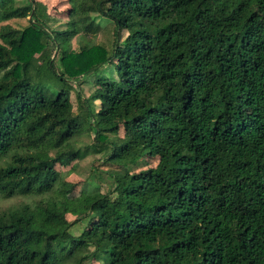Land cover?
<instances>
[{
    "label": "trees",
    "instance_id": "16d2710c",
    "mask_svg": "<svg viewBox=\"0 0 264 264\" xmlns=\"http://www.w3.org/2000/svg\"><path fill=\"white\" fill-rule=\"evenodd\" d=\"M67 2L0 0V264H264V0Z\"/></svg>",
    "mask_w": 264,
    "mask_h": 264
},
{
    "label": "rangeland",
    "instance_id": "374dc122",
    "mask_svg": "<svg viewBox=\"0 0 264 264\" xmlns=\"http://www.w3.org/2000/svg\"><path fill=\"white\" fill-rule=\"evenodd\" d=\"M47 5V12L51 15L53 29H63L66 26L68 20V2L67 0H42ZM19 4L25 5L30 3V0H18ZM29 19L13 20L11 24L14 28L23 29L29 23ZM113 30L107 27L96 39L98 43H104L109 45L113 41ZM74 47L77 48V44L74 43ZM121 137L124 135L123 129L120 131ZM93 135L86 134L81 138V145L87 146L92 142ZM104 155H94L87 153L86 156L71 164V181L76 182L80 186L85 183L92 185H98L102 192H107L113 188L115 184L113 177L106 172L107 166H104ZM158 159L148 158V162L151 166H156L158 164ZM140 166H137L133 171L139 172ZM70 168V167H69ZM67 170V169H64ZM87 187L88 190H94L96 187ZM79 192V191H78ZM23 201L22 198H16L11 200L0 199V211L7 209L8 207L18 205ZM71 219V217H69ZM73 220V219H71ZM86 223L75 225L71 231L75 235H79Z\"/></svg>",
    "mask_w": 264,
    "mask_h": 264
}]
</instances>
